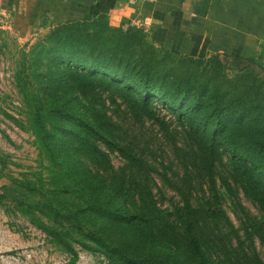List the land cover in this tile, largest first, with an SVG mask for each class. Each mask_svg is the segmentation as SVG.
<instances>
[{
	"label": "rangeland",
	"instance_id": "374dc122",
	"mask_svg": "<svg viewBox=\"0 0 264 264\" xmlns=\"http://www.w3.org/2000/svg\"><path fill=\"white\" fill-rule=\"evenodd\" d=\"M181 90L227 105V135L241 122L264 141V68L181 56L136 23L43 21L23 36L0 4V264H188L186 221L211 264H264V211L226 147L202 169L188 115L159 99Z\"/></svg>",
	"mask_w": 264,
	"mask_h": 264
},
{
	"label": "crops",
	"instance_id": "0c3cea01",
	"mask_svg": "<svg viewBox=\"0 0 264 264\" xmlns=\"http://www.w3.org/2000/svg\"><path fill=\"white\" fill-rule=\"evenodd\" d=\"M25 36L43 21L53 26L104 20L137 24L156 45L186 57L219 56L264 68V0H0Z\"/></svg>",
	"mask_w": 264,
	"mask_h": 264
},
{
	"label": "trees",
	"instance_id": "16d2710c",
	"mask_svg": "<svg viewBox=\"0 0 264 264\" xmlns=\"http://www.w3.org/2000/svg\"><path fill=\"white\" fill-rule=\"evenodd\" d=\"M147 90L146 88L143 90L146 97L150 96ZM149 90L152 91L151 89ZM178 95L184 98L189 96L185 90H181L168 99L161 94L159 99L161 102L170 103L172 111L179 118L187 117L188 115L189 123L194 133L198 135L199 144L203 148L195 156V160L200 163L199 166L202 169H209L215 154L218 153V147L221 145L225 146L227 154L232 161L234 175L264 211V141L260 137V132L248 130L247 126H243L241 122H238L237 127L232 129L230 133L233 131H238L239 133L227 135V119L225 118V110L228 109L227 105H217L213 108L205 107L203 110V107L196 101L194 103L189 102L188 99L179 101ZM143 109L148 111L146 104H144ZM75 126L78 131L98 135V131L82 119H77ZM75 134L77 135L78 132ZM103 141L119 150H124V148L107 141L104 137ZM88 146L96 149V146L92 143H89V145L87 143ZM130 216L128 218H131V221L138 219L137 213ZM186 222L183 225L182 236L192 261V263L188 264H211L209 251L199 242L198 235L190 221ZM123 259L125 263L129 264L137 262L134 258L126 259L124 257ZM168 261L166 264H186L185 262Z\"/></svg>",
	"mask_w": 264,
	"mask_h": 264
},
{
	"label": "built area",
	"instance_id": "2783aa9c",
	"mask_svg": "<svg viewBox=\"0 0 264 264\" xmlns=\"http://www.w3.org/2000/svg\"><path fill=\"white\" fill-rule=\"evenodd\" d=\"M128 4L130 6H135L137 4V0H128Z\"/></svg>",
	"mask_w": 264,
	"mask_h": 264
}]
</instances>
